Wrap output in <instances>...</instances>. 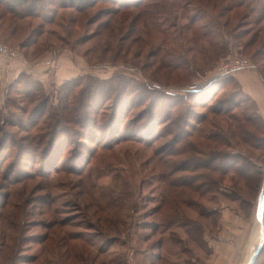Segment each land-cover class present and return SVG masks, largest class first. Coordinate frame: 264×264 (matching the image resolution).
<instances>
[{
  "label": "rangeland",
  "instance_id": "rangeland-1",
  "mask_svg": "<svg viewBox=\"0 0 264 264\" xmlns=\"http://www.w3.org/2000/svg\"><path fill=\"white\" fill-rule=\"evenodd\" d=\"M133 1L136 0L127 3ZM142 1L147 13L157 14L158 31L152 27V19L142 18L132 24L143 8L121 11L110 0L94 2L91 6V2L85 1L83 6L90 7L82 12L55 8L58 9L55 24L46 25L47 33L25 48L22 43L31 41L30 35L36 37L34 29L41 30L43 21L25 18L12 24L11 15L0 20V44L20 51L29 62L45 55L49 57L53 54L48 51L68 45L62 51L68 52L76 64L80 60L83 63V68L78 66L82 68L78 76L83 84L89 82L88 77L101 80L120 77L126 83V90L120 96L118 110L119 114L128 112L121 128L130 123L127 133L131 131L135 135L134 141L120 143L111 150L99 145L100 142L108 145L118 138L117 135L111 138L114 123L109 119L112 109L117 108L113 106L116 94L109 101L102 100L103 110L95 115L94 99H85L81 105L74 102L82 86L69 92L61 91L62 84L50 83L44 95L49 99V108L44 114L40 112L41 117L33 122L20 109L30 111L37 102L30 104L26 97L15 95L7 106L6 93L1 94L0 140L6 133V144L0 150V159L6 160L0 171V264H210L207 260L213 249L206 237L218 231L223 208L239 213L248 222L251 220L264 182L259 178L260 173L264 175V148L258 151L240 144L239 140L244 126L261 136L253 125L245 123L246 116L256 114L255 103L239 93L234 83L220 86L206 107L202 106L206 100L202 105L197 104L185 90L194 92L190 89L192 85L207 84L211 72L233 55L250 58L264 78V35H257L256 42L254 39L264 23L244 19L245 8L226 11L232 4L227 0ZM4 8L0 5V16L5 13ZM26 10L21 11L27 13ZM217 18L227 24L228 33L238 38H224L226 31L222 24L219 26ZM192 19L195 24L184 28L182 33L172 28L189 24ZM210 21L215 23V31L221 33L216 47L226 46L230 54L224 58L216 57L209 46L210 40L201 36L212 28ZM154 83L177 94L163 97L164 92L153 88ZM65 102L70 109L61 111ZM238 104L240 107L235 108ZM219 107L224 111L218 112ZM78 118L86 121V129L77 123ZM167 118L170 120L165 122ZM56 119L63 122L65 129L58 131L56 140L49 144L53 141L50 129ZM94 119L97 120L95 140L85 136L81 139ZM153 120H159L160 124L146 138L148 130L152 131ZM186 124H192L194 129ZM180 130L194 134L192 140L198 154L175 156L184 144L171 143ZM211 136L225 140L230 147L212 143L208 140ZM153 138L158 140L151 147L145 145ZM60 147L64 151L57 160ZM213 150L247 154L254 161L247 169L239 161L242 170L238 171L245 174L244 178L234 172L222 176L220 172L232 165L223 160L207 163ZM187 157L194 168H200L176 172L173 177L210 176L216 182L212 192L204 193L207 181L199 193L194 190L202 184L201 179L188 187L181 185L184 180L177 181V190L165 187L159 158L182 163ZM171 222L188 223L194 233L201 228L204 243L201 239L194 241L178 224ZM258 230L257 227L254 241ZM42 239L45 240L37 241ZM256 264H264V250Z\"/></svg>",
  "mask_w": 264,
  "mask_h": 264
},
{
  "label": "trees",
  "instance_id": "trees-1",
  "mask_svg": "<svg viewBox=\"0 0 264 264\" xmlns=\"http://www.w3.org/2000/svg\"><path fill=\"white\" fill-rule=\"evenodd\" d=\"M85 1L91 2L89 4L91 6V5H93L94 2L95 3L100 2L102 0H0V5L5 7L4 8L5 13H3L0 16V20L8 19V18H6V16L11 15L10 19L12 20V24H14V23L16 24V21H21L25 18L26 19L27 18H35V19H41L43 21L42 25H41V27H42L41 30L40 29L39 30L34 29V31L36 33V37L31 38V35H30V37L28 39H30L31 41H29L28 43H26V42L22 43V46L25 48L29 45L37 43L39 41V39L41 38V36H43L45 33H47V29L45 27L46 25L55 24L54 23L55 22V16L57 15V10H58V9L55 10V8L66 9V10L75 9L79 12H82L87 7H90L89 5L83 6V3ZM110 1H112L116 5L120 6L121 11L122 10H128L130 7L135 8V9H138L139 7L143 8L142 10H140V12L137 15L134 16V18L132 20V24L135 21H139L143 18V19H146V21H147V19H152V22H153L152 27H154L156 30L160 27V24H155V20H157L155 18H157V14L147 13V10H146L147 6L142 7L143 6L142 0L133 1L132 4H128L127 0L126 1H124V0H110ZM227 1L232 3V4L230 7L226 8V11L232 12V11H236L237 9L245 8L247 13L245 16H242V17H244V19L248 20V19L253 18V20L255 19V21L259 24L264 23V0H227ZM126 4H128V5H126ZM45 5L48 8H45ZM22 8H27V10H26L27 13H23L21 11ZM117 11L118 10H116L115 12H117ZM123 17L124 16H122L121 19H123ZM219 18L222 19L223 16L220 15ZM219 18H217V19L220 20ZM146 21H145V23H146ZM63 22H64V20H63ZM210 22L212 24V28H210V30H206L203 34H201V36L203 37V39H209L210 40V42H208L209 46H211L216 57L224 58V57H226L227 54H229V53H227V51H228L227 47L226 46H222V48L216 47L218 44L217 40L221 39V33H220V30H219V32L215 31V29H214L215 23L212 21H210ZM161 23L164 24L165 22H161ZM67 24H66V26H69V23H67ZM194 24H195V20L192 19V20H190L189 24H186L184 26L180 25L179 27L178 26H172V28H174L175 32L182 33L181 31L184 28L190 27ZM220 24H222L223 28L222 27L221 28L223 30H225L227 28V24L221 23V20L219 22V26H220ZM59 27L61 29H64V27L61 25ZM13 30H15V29H13ZM258 31L259 32H256L255 36H254L255 42L258 39L257 35H264V26L262 28H260ZM12 32H14V31H12ZM52 32L55 34V31H52ZM224 33H225L224 38H227V37H228V39L238 38L237 35L235 36V34H232L231 32L228 33L226 31ZM68 47L69 46L66 45V46H61L57 49H53L51 51H48L47 49H45V50L48 52H52V54L55 55L58 50H66V49H68ZM263 47H264V43H263ZM226 59H224V60H226ZM251 63L253 64V70L259 72V70L256 67V64L253 63L252 60H251ZM163 64H165V63H163ZM213 71L211 72V76H212ZM260 75H261V73H260ZM211 76L209 75L208 78H211ZM88 78H89V82H87L86 84H83V80L79 76L76 78L70 79V80L64 82L61 85L60 89H61V91L66 90L69 92L70 91L73 92L82 86V88H80V91L78 92L79 97H76V100L74 102H78V104L81 105L84 103L85 99H88L89 101H92L94 99L93 101L95 102V107H94L95 108V115H98L99 112L103 110L102 107L104 106V102L102 103L101 101L102 100H105V102L109 101L111 99L112 94H116V103H114L113 106H115L117 108H115V111L112 109V114L110 115L111 117L109 119L112 120L114 123V126L111 129L112 130L111 135H113V136H111V138H113L115 135H117L118 138L117 139L113 138V139H115V141L113 142V139H112L111 140L112 142L110 141V143L108 145L100 142L99 145L101 146V148L111 150L115 145H118L120 143L134 141V139H135L134 132L130 131L129 133H127V128L129 127L130 123L126 124V126H124L125 128H121V126H123L125 124V119L128 115L126 113H128V112H126V113L122 112L121 114H119L120 111L118 110L119 108L121 109V106L119 104V100H120L121 94L124 92V90H126V83L123 82L120 77H113V78L108 79V80H101V78L99 79V78H95V77H88ZM230 83H234L235 86L238 87V92L242 93L233 76L225 77V78L218 79V80H210V81H208L207 84L205 83L204 85L200 86L194 92L188 91V90H185V91H187L186 95L189 96V99L193 100L197 104L202 105L203 102L206 100L205 104L202 105V106L206 107V105L211 103V100H213V98L216 97L215 94L217 95L218 91L221 89L220 86L230 84ZM216 88H217V91H216ZM46 92H47V89H46V87L42 81L38 80L37 78L33 77L30 74L23 72L8 87L7 92H6V99H7L6 105L8 106L9 101L12 99L11 97L12 96L15 97V95L17 97H22V96L26 97L28 99V101H30L29 102L30 104H35L37 102L35 107L33 109H31L30 111L27 109H24V108L20 109L25 115H27V116L29 115V117H31L29 119L30 120L29 122H33L37 117H39V116L41 117L40 112H41V114L42 113L44 114L47 111V108H49V99L44 96L46 94ZM159 92H161V91H159ZM213 92H214V96L212 97ZM161 93H163V92H161ZM164 96L167 98H171L170 96L168 97L166 94L163 93V97ZM177 96H176V98H177ZM239 104L241 105L242 103H239ZM239 104L235 105L234 107L239 108L240 107ZM67 109H70V105H68L65 102V104L61 106V111L62 110L66 111ZM217 109H218V112L224 111V108L220 109V107H219ZM117 110H118V112H117ZM73 111L75 112V109H73ZM226 111L229 113L232 110H230V111L226 110ZM0 112H1V110H0ZM255 113H256V109H255ZM72 115H73V119L76 121L77 118L74 117V114H72ZM60 118H61V120H63V117H60ZM78 119L79 120L77 121V123L82 128L87 126L86 121H85L86 116H84L85 120L83 118H78ZM61 120L56 119L55 123L53 125V128L50 129L51 135H52L51 138L53 139V141H50L49 144L53 143L56 140V138H57L56 135H57L58 131H60L61 129L62 130L65 129V126L62 125L63 122ZM169 120H170V118H167V121H165V122H168ZM71 121H73V120H71ZM157 121H159V120H156V121L153 120L152 123L150 124L152 131L148 130V132L146 134V138L151 137L152 132H155L156 129L158 128L160 123ZM65 122L70 123V120L68 118H65ZM96 123H97L96 119L92 120V124H90V126H88V129L86 130L85 134L80 136V138L82 139L85 136V137L89 138L90 141H94L95 139H93V138L96 135L95 134ZM245 123L253 125V128L255 127V129L261 133V136H257L251 130H249L246 126H244V127H242V130L240 129L241 130V133H240L241 138L239 140V143L240 144L243 143V144L247 145L249 148H253V149L258 150V151L263 149L264 148V121L257 114H254L253 116H246ZM255 123L257 125H254ZM20 126H23V125L20 123ZM186 126L187 127L190 126L191 129H194L192 124L191 125L186 124ZM85 129H86V127H85ZM148 129H150V127ZM88 130H90V134L88 133ZM91 130H93V133H91ZM47 131H49V130H47ZM3 136L4 137L1 138V140H0V150L6 144V138H5L6 133ZM160 137H162V136H160ZM193 137H194V134L190 131H187V130H183V131L180 130V131L175 133V135L173 136L172 142H171L172 145H177V144H180L182 142L184 143L182 149H180V151H178L175 156L190 155L191 152H192L191 155H193V153L195 155L198 154L196 144L192 140ZM218 138H219L218 136H211L210 138H208V140L209 141L211 140L212 143L216 141L220 145L230 147L231 144L227 143L223 139L220 140ZM143 139H145V137H143ZM143 139H139V141L142 142ZM40 140H41V138H40ZM157 140H158V138H153V140H151V141H146L145 145H147L148 147H151L152 144ZM95 143L97 144L98 142H95ZM62 145L65 146L66 143L65 144L63 143ZM60 148L57 149V152L59 151L57 160H59L61 158V154L64 151L63 147L61 149ZM210 156H211L210 159H208V161H207V163H210V165L214 164L218 160H223L225 162L231 163V165H232L231 168H227L226 170H223L220 172L222 176H227L230 172H234V173H237L241 177L244 178L245 174L241 173V172L239 173L238 170H242L243 167H244V169H247V167H250L252 162L254 161L250 156H247V154H243V153H236V154L235 153L234 154L225 153L224 154L223 152L216 153L213 150L210 153ZM198 157H200V156H198ZM159 159H160L159 164H160V162H162V166L164 169V172H163L164 176L162 177L163 178L162 182L164 185H166L165 187L168 189H172V190L173 189H175V190L179 189L175 183L177 181H180V180H184L181 183V185L183 187H188L192 182L196 183L200 179H201L200 181H202V182H199V183H202V184H199L200 186H196L197 189H194L196 192L199 193V190H202L204 188V186H206V182H204V181H207V183H208V188H206V191H204V193L212 192L211 189L216 187V182L213 180L211 181L212 178L210 176H201V177H196L194 179H188V178L183 179L182 176L179 178H177V176L173 177L176 172H191L194 170H198L200 168L199 166L194 168L193 163L189 157L185 158L182 163L179 162L178 160L176 162L169 163L165 158H159ZM5 160H6L5 158L0 159V171H1V167L3 166ZM240 160L243 161V163H244L241 169H240V166H238L240 163L239 162ZM203 167L208 169L209 165H204ZM234 168H236V169H234ZM213 170H215V169H213ZM165 173H169V174L167 175ZM259 178H260V181L262 183L264 180V175H262L260 173ZM209 182L211 185L210 189H209V186H210ZM169 191H168V194H170ZM164 197H165V195H164ZM164 201L167 203V197L164 198ZM163 204H165V203H163ZM5 206L7 207L8 204H6ZM202 213L205 214L204 212H202ZM206 219H208V217H206ZM171 223H174V225L178 224L179 227L181 229H184L185 230L184 232L189 237L193 238L194 241L198 242L197 240L201 239L200 241H203L202 244L204 243V240L202 238L204 232L202 231L201 228L198 229V232H200V233H198V232L194 233V232L190 231V225L188 223H181V222H171ZM181 225H183V226H181ZM44 240L45 239L37 240V241L43 242ZM179 243H180V241H179ZM199 244H201V243H199ZM263 250H264V246H263V249L259 255V258L262 255ZM259 258H258V260H259Z\"/></svg>",
  "mask_w": 264,
  "mask_h": 264
},
{
  "label": "crops",
  "instance_id": "crops-1",
  "mask_svg": "<svg viewBox=\"0 0 264 264\" xmlns=\"http://www.w3.org/2000/svg\"><path fill=\"white\" fill-rule=\"evenodd\" d=\"M79 62L76 64L74 58L62 50L55 55H45L29 62L20 51L11 49L9 54H0V96L7 92L8 87L23 72L42 81L46 88L50 83L61 85L78 76L84 67L81 60ZM233 77L242 94L255 103L256 114L264 121V79L260 73L246 70ZM255 212L256 209L248 222L239 213L234 214L229 208H223L218 231L206 237L209 247L213 249L210 260H207L210 264L248 262L257 241H260L262 228L256 221ZM257 227L260 231L257 232V241H254Z\"/></svg>",
  "mask_w": 264,
  "mask_h": 264
},
{
  "label": "built area",
  "instance_id": "built-area-1",
  "mask_svg": "<svg viewBox=\"0 0 264 264\" xmlns=\"http://www.w3.org/2000/svg\"><path fill=\"white\" fill-rule=\"evenodd\" d=\"M11 50L8 47L0 44V54H9ZM253 70V64L251 60L247 57L233 55L228 57L226 60L222 61L213 71L210 78L213 80L222 79L229 76H235L236 74L246 71ZM153 88L156 90L164 92L167 96H175L177 93L173 92L171 89H166L159 84H152ZM200 87L199 84H194L190 89L197 90ZM189 89V90H190Z\"/></svg>",
  "mask_w": 264,
  "mask_h": 264
},
{
  "label": "water",
  "instance_id": "water-1",
  "mask_svg": "<svg viewBox=\"0 0 264 264\" xmlns=\"http://www.w3.org/2000/svg\"><path fill=\"white\" fill-rule=\"evenodd\" d=\"M211 80H213V79H211ZM255 217H256L257 223L259 222L260 225L264 229V182H263L260 194H259L258 204L256 206ZM263 246H264V238L254 248V250H253V252H252V254H251V256H250V258L246 264H256V262L259 258V255L263 249Z\"/></svg>",
  "mask_w": 264,
  "mask_h": 264
},
{
  "label": "bare ground",
  "instance_id": "bare-ground-1",
  "mask_svg": "<svg viewBox=\"0 0 264 264\" xmlns=\"http://www.w3.org/2000/svg\"><path fill=\"white\" fill-rule=\"evenodd\" d=\"M261 227H262V226H261ZM262 229H263V227H262ZM262 229H261V232H260V241H262L263 238H264V235H263V233H264V229H263V233H262Z\"/></svg>",
  "mask_w": 264,
  "mask_h": 264
}]
</instances>
